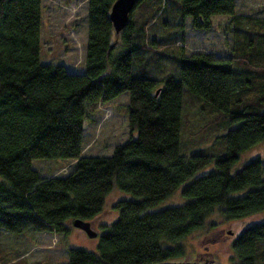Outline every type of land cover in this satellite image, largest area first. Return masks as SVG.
<instances>
[{"label": "trees", "instance_id": "trees-1", "mask_svg": "<svg viewBox=\"0 0 264 264\" xmlns=\"http://www.w3.org/2000/svg\"><path fill=\"white\" fill-rule=\"evenodd\" d=\"M115 1L88 0L86 67L76 73L41 59L42 0H0V231L67 234L70 221L94 219L119 189L129 198L115 203L118 217L93 250L69 247L68 264L178 261L181 241L212 213L235 220L264 211L263 161L233 170L264 142V17L237 14L236 0H139L116 36ZM219 14L236 20L231 64L187 55V18L205 29ZM125 92L130 138L109 156L82 155L88 114ZM57 157L75 161L71 171L32 167ZM177 190L183 202L156 210ZM232 247L231 264H264V223ZM22 254L0 247V264H38Z\"/></svg>", "mask_w": 264, "mask_h": 264}, {"label": "rangeland", "instance_id": "rangeland-1", "mask_svg": "<svg viewBox=\"0 0 264 264\" xmlns=\"http://www.w3.org/2000/svg\"><path fill=\"white\" fill-rule=\"evenodd\" d=\"M42 3L44 16L40 30L41 59L44 62H63L70 72H83L86 67L84 57L86 56L85 46L88 36V0H42ZM236 3L237 14L264 17V0H236ZM229 18L231 17L228 15L219 14L212 17L208 28L195 29L191 27L192 19L188 17L185 21L186 42H184V48L186 54L201 50L211 53L216 58H223L231 64L230 62L234 60L232 49H234L236 37L233 35V24L236 20ZM232 67L237 68L233 63ZM128 97L129 93L125 92L107 103H98L96 109L88 114L89 118L84 121V151L82 155L109 156L115 150L116 145L130 138V125H128V116L125 111ZM214 139V136L207 138L200 148L211 146ZM257 158L263 161L264 171V142L246 149L233 170H237L246 165L248 161ZM33 161L32 167L44 176L67 174L71 171L72 164L75 163V161L58 157L35 158ZM202 172L207 173L208 169L205 168ZM182 186L184 187V184ZM122 198H129V195L119 189L112 190L106 196V204L101 210L102 213L90 220L93 230L99 233L95 237L89 238L85 231L74 227L70 221L67 234L51 230L47 232L28 230L18 234L0 231V247L14 251L22 249V255L27 257L29 262L68 264L67 250L69 247H84L89 250L96 247L100 235L118 217L119 212L114 208V205ZM183 200V196L177 190L169 199L164 200L156 206L157 209L154 208L152 211L179 204ZM261 222L264 223V211L261 210L235 220H226L219 212H214L203 228L187 234L181 241L185 249V255L182 258L189 256L191 259H195L201 256L202 259L208 261L207 264H231L237 260L232 247L233 239H236L241 231L251 225H259Z\"/></svg>", "mask_w": 264, "mask_h": 264}, {"label": "water", "instance_id": "water-1", "mask_svg": "<svg viewBox=\"0 0 264 264\" xmlns=\"http://www.w3.org/2000/svg\"><path fill=\"white\" fill-rule=\"evenodd\" d=\"M139 0H116L112 3L111 12L109 14L110 20H112V26L114 31L116 32V36L121 33L127 23H129V16L134 11V6L137 4ZM74 227L78 229H82L87 233L89 238L97 236L99 233L93 230L92 222L83 220L82 218H76L72 221ZM208 261H197L191 259L189 256L184 257V259H179L178 261L167 260V261H157V263L153 264H207ZM152 264V263H149Z\"/></svg>", "mask_w": 264, "mask_h": 264}, {"label": "flooded vegetation", "instance_id": "flooded-vegetation-1", "mask_svg": "<svg viewBox=\"0 0 264 264\" xmlns=\"http://www.w3.org/2000/svg\"><path fill=\"white\" fill-rule=\"evenodd\" d=\"M194 260H197V261H199V260H200V261H202V262H203V261H205L204 259H202V257H201V256H199V258H195Z\"/></svg>", "mask_w": 264, "mask_h": 264}]
</instances>
